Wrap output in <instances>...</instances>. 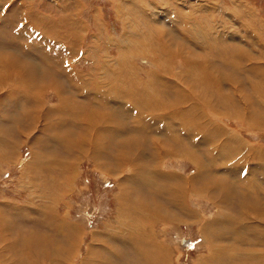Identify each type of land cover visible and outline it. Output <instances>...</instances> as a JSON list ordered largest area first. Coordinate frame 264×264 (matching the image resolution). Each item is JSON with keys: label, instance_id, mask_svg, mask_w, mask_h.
Here are the masks:
<instances>
[{"label": "rangeland", "instance_id": "1", "mask_svg": "<svg viewBox=\"0 0 264 264\" xmlns=\"http://www.w3.org/2000/svg\"><path fill=\"white\" fill-rule=\"evenodd\" d=\"M263 75L264 0H0V254L20 237L31 264L239 251L217 221L264 222Z\"/></svg>", "mask_w": 264, "mask_h": 264}, {"label": "bare ground", "instance_id": "2", "mask_svg": "<svg viewBox=\"0 0 264 264\" xmlns=\"http://www.w3.org/2000/svg\"><path fill=\"white\" fill-rule=\"evenodd\" d=\"M181 13V12H180ZM68 51V50H67ZM240 54V53H239ZM239 54L237 53V54H235V55H237V56H234V57H239ZM242 54V53H241ZM240 54V61L241 60H243L244 59V57L242 56ZM232 59V58H231ZM239 60V59H238ZM257 66V65H256ZM207 67V66H206ZM258 67H261V66H258ZM239 68H241V67H239ZM251 68H253L252 69V71L253 72H255V73H257L256 71H258V69L255 67V66H253V65H249V66H247V69H251ZM204 69V68H203ZM206 70V69H205ZM240 70V69H239ZM244 69L242 68V71H243ZM205 72V71H204ZM240 72V71H239ZM246 72H248V71H246ZM204 74H206V73H203V75ZM242 74V73H241ZM257 74H259V73H257ZM260 75V74H259ZM264 76V75H263ZM205 77H207V76H205ZM220 81V80H219ZM251 84V83H250ZM253 87V86H252ZM224 93V92H223ZM222 93V94H223ZM236 94H237V92H235ZM96 117V116H95ZM247 119H249V118H247ZM249 122V121H248ZM175 125V124H174ZM210 125H212V124H210ZM215 125V124H214ZM96 127H97V125H96ZM210 127V126H209ZM208 127V129H210ZM216 130H217V127H216ZM214 131V130H213ZM222 131V130H221ZM221 134V133H220ZM201 135V134H200ZM218 135V134H217ZM227 135V137L228 136H231L229 133H227L226 134ZM210 136V135H209ZM220 136V135H219ZM212 138H209V141H211L212 142V145H214V150L212 149V151L214 152V151H217V146L218 145H216L217 143H219V142H222L221 140L219 141V139L217 140V139H214V138H217V136L216 135H214L213 134V136H211ZM227 137H226V139H227ZM238 139V138H237ZM237 139H227V140H229V141H233L234 143H236L237 144V146L238 147H240L241 149H244V150H246V151H248V153H249V146L248 145H243L240 141H238ZM240 139V138H239ZM213 140V141H212ZM207 141V140H206ZM224 142H225V140H224ZM221 143H219V145H220ZM248 146V147H247ZM212 148V147H211ZM249 149V150H248ZM252 150V149H251ZM216 154H218V155H223V156H227V154H229V149L228 148H226L225 146H224V144L223 145H221V148H219V150L217 151V153ZM159 156V155H158ZM173 156V155H172ZM222 156V157H223ZM257 157H259L258 155H256ZM255 156V157H256ZM261 156V155H260ZM211 157H213V156H211ZM210 157V158H211ZM233 157H237V156H233ZM256 157V158H257ZM227 158V157H226ZM191 159V158H190ZM193 159H195V158H193ZM222 159V158H221ZM196 160V159H195ZM234 160V159H233ZM194 161V160H193ZM209 161V160H208ZM196 162H198V161H196ZM195 162V163H196ZM213 162V161H212ZM211 162V163H212ZM233 162V163H232ZM200 163V162H199ZM236 164V168L237 169H239V167H240V169L242 170V171H246V170H248V171H250V172H254V170L253 169H251V167L250 166H248V165H246V166H244L245 164H247V163H241V162H239V161H237V162H235ZM226 164V161H224L223 162V165H222V167L224 166ZM234 164V161H229L228 163H227V166H232ZM198 165V164H197ZM136 166V165H135ZM252 166V165H251ZM137 167V166H136ZM253 167H255V164H253V166H252V168ZM137 169V168H136ZM229 170V169H228ZM252 170V171H251ZM238 171V170H237ZM226 174V173H225ZM250 175V174H249ZM175 176V175H174ZM168 177V176H167ZM247 178V177H246ZM245 178V179H246ZM171 179V178H170ZM175 179V178H174ZM172 180H173V178H172ZM183 180V179H182ZM243 180V179H242ZM241 180V181H242ZM149 181V180H148ZM180 181V180H179ZM238 182V181H237ZM250 182V181H249ZM181 183V182H180ZM242 183H244V182H242ZM251 183V182H250ZM150 184H151V182H150ZM246 184V183H245ZM234 185H236V183L234 184ZM240 186V185H239ZM222 187H226V186H222ZM222 187H220V188H222ZM248 187V186H247ZM238 188V187H237ZM241 188V187H240ZM239 188V189H240ZM218 189V188H217ZM224 189V188H223ZM222 189V190H223ZM244 189V188H243ZM247 189V188H246ZM221 190V191H222ZM236 191V190H235ZM234 191V192H235ZM240 191V190H239ZM251 192V189H250V187H248V192ZM223 192V191H222ZM221 192V193H222ZM233 192V191H232ZM245 192H247V191H245ZM250 192H249V195H251L250 194ZM241 193V192H240ZM240 193H236L237 195H234V196H236L237 198L239 197V199H241V198H243L242 200H244V199H248L246 196L247 195H245V194H243L242 193V195L240 194ZM227 194V193H226ZM239 194V195H238ZM227 196H228V194H227ZM252 196V195H251ZM231 197H232V194H231ZM250 198V197H249ZM209 199V198H208ZM222 200V199H221ZM228 200V199H227ZM250 200V199H249ZM223 201V200H222ZM222 201H220V202H222ZM252 201V200H251ZM245 202V201H244ZM225 203V202H224ZM223 203V204H224ZM248 203V202H247ZM250 203V202H249ZM241 205V204H240ZM248 205V204H247ZM143 206V205H142ZM264 206V205H263ZM141 207V206H140ZM148 207V206H147ZM242 207H243V204H242ZM247 206H245V208H246ZM225 208V207H224ZM247 208H249V207H247ZM252 208L254 209V206H252ZM258 208V207H257ZM145 209V208H144ZM37 210V209H36ZM147 210V209H146ZM247 211V210H246ZM23 213V212H22ZM226 213V212H225ZM229 213V212H228ZM222 214V213H221ZM224 214V213H223ZM262 214H264V213H262ZM221 217V216H220ZM247 217H249L248 215H244L243 214V217H234V218H229V215L228 214H224V216L222 217V220H220L219 218V220L220 221H217L218 223H221V224H224L225 225V227L227 228V229H230L229 228V226H230V224H232L233 225V229H232V231H233V233L235 234V238H237L235 241H236V243L238 244L237 246V250H239V251H236V250H234V251H232V252H229V250L228 249H225L224 251H222L221 253H219V254H213L212 255V257L210 256V262H207V264H217V263H219L216 259H218V258H222L223 257V259H222V263L223 264H238V263H240V261L242 262V260H245L246 262H245V264H264V251L263 250H260L259 248H257V250H254V249H252V250H248V249H250V248H248L247 249V251H243V250H240V249H242L243 248V245H246V244H248V243H250L253 239L255 240V242H254V244L255 243H257V242H261V244L262 245H264V222H262L261 220L260 221H258V223L257 222H252V220L251 219H246ZM160 218H161V216H160ZM217 219V218H216ZM5 223V222H4ZM215 223V222H214ZM211 225V224H210ZM222 226V225H221ZM220 226V227H221ZM236 226V229L234 228ZM222 228H223V226H222ZM221 229V228H220ZM223 229H225V228H223ZM218 231H219V229H218ZM221 231H222V229H221ZM224 232H226L225 230H223ZM223 231H222V233H223ZM245 234V233H247L248 234V236H252L253 238H251V237H249V239H250V241H246V243L244 242V241H241L240 240V238H241V235L242 234ZM226 234V233H225ZM147 235V234H146ZM220 235H222V234H220ZM2 236V235H1ZM145 236V235H144ZM224 236V235H223ZM227 236V235H226ZM154 237V236H153ZM229 236H227V238H228ZM137 238V237H136ZM139 239H140V237H138ZM137 238V239H138ZM221 238H222V236H221ZM133 239V238H132ZM150 239V238H149ZM242 239V238H241ZM125 240V239H124ZM136 240V239H135ZM243 240V239H242ZM127 241V240H126ZM138 242V241H137ZM205 242H207V241H205ZM136 243V242H135ZM149 243V242H148ZM235 243V244H236ZM252 243V242H251ZM134 244V243H133ZM234 244V243H233ZM260 244V245H261ZM144 245V244H143ZM149 245V244H148ZM158 245V244H157ZM150 246H152V250H153V252L152 253H145L144 255H143V264H162L163 263V260H164V256H163V254L164 253H162L157 259H154V257H153V255H158V253H157V251H158V248H156V247H153V245H152V242H151V244H150ZM232 246V245H231ZM228 247V246H227ZM234 247V246H233ZM245 247V246H244ZM258 247H260V246H258ZM264 247V246H263ZM59 248H61V246H59ZM229 248V247H228ZM161 249V248H160ZM246 249V248H245ZM68 250L69 249H66V250H64V254L66 253V252H68ZM167 250V249H166ZM211 250V249H210ZM226 250H228V251H226ZM146 251V250H145ZM164 252V251H163ZM141 253V252H140ZM157 253V254H156ZM63 254V253H62ZM168 254V253H167ZM157 257V256H156ZM165 257H167L166 255H165ZM140 258V257H139ZM167 259V258H166ZM15 260V259H14ZM22 260H23V258H19L18 259V263L17 264H30V261H29V263L26 261V262H22ZM12 261V260H11ZM16 261V260H15ZM220 261V260H219ZM13 262V261H12ZM99 262H101V263H103V264H105L104 263V261H99ZM156 262V263H155ZM97 263V262H96ZM14 264V263H13ZM206 264V263H205ZM241 264V263H240Z\"/></svg>", "mask_w": 264, "mask_h": 264}, {"label": "crops", "instance_id": "3", "mask_svg": "<svg viewBox=\"0 0 264 264\" xmlns=\"http://www.w3.org/2000/svg\"><path fill=\"white\" fill-rule=\"evenodd\" d=\"M243 214H247L249 217H250V215L248 214V212H246V211H244V213ZM235 217H237V216H235ZM238 218V217H237ZM36 234H37V240H43L44 238H46L45 236H42L41 234H39L38 232H35ZM4 235H5V233H3ZM2 233H0V236L2 235V236H4ZM24 238H26V237H24ZM31 238V237H30ZM48 238V237H47ZM22 238L20 237L19 239H16L15 240V242H13V243H11V247H13V246H15L14 248H15V252L12 254V255H5V254H0V264H17L18 263V259L21 257H23V258H25V260H26V256H27V254H26V251L24 250V247H22L21 245L23 244V245H25V247H27V244L29 245V248H30V244H31V241H28L27 243L26 242H24V243H22L20 240H21ZM1 240H3L2 238H1ZM8 244H10V242L8 243ZM38 245H39V243H38ZM36 248L38 249V250H40L39 249V247H37L36 246ZM21 252V254H22V251H23V254L20 256V252ZM29 251V250H28ZM20 256V257H19ZM28 263H29V260H31V257H29L28 256ZM16 261H15V260ZM13 262H12V261ZM30 264H31V262H30ZM41 264V263H40Z\"/></svg>", "mask_w": 264, "mask_h": 264}]
</instances>
